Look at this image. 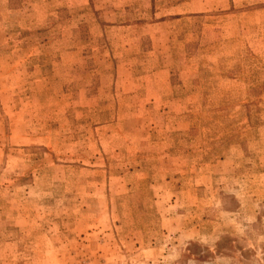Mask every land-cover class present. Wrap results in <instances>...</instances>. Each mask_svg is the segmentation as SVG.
Returning <instances> with one entry per match:
<instances>
[{"label": "rangeland", "instance_id": "374dc122", "mask_svg": "<svg viewBox=\"0 0 264 264\" xmlns=\"http://www.w3.org/2000/svg\"><path fill=\"white\" fill-rule=\"evenodd\" d=\"M0 264H264V0H0Z\"/></svg>", "mask_w": 264, "mask_h": 264}]
</instances>
